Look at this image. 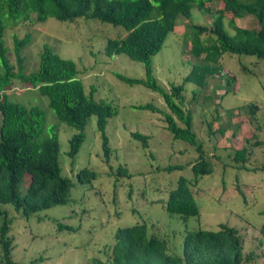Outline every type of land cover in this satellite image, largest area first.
<instances>
[{
    "label": "rangeland",
    "instance_id": "obj_1",
    "mask_svg": "<svg viewBox=\"0 0 264 264\" xmlns=\"http://www.w3.org/2000/svg\"><path fill=\"white\" fill-rule=\"evenodd\" d=\"M217 2L210 4L212 11H216ZM212 19L195 8L191 19L177 16L173 31L152 57L154 75L164 89L184 83L181 99L184 108L192 113V130L202 145L203 158L212 168L209 173L198 174L194 164L200 161V153L196 146L174 139L167 130L163 97L142 84L131 85L117 78L116 73L145 77L142 63L123 53L109 56L104 52L108 39L125 35L122 27L84 17L72 21L50 17L13 26L11 19L4 17V40L15 70L18 64L13 53L14 36L29 33L31 42L20 54L26 73L38 69L43 45L47 44L61 58L76 63L87 95L110 102L117 109L105 126L111 150L109 161L104 158L96 115L90 117L86 139L72 160L68 155L69 140L77 131L57 120L47 97L18 79L5 90L11 101L44 110L47 132L52 125H58L62 174L73 182L67 204L29 218L18 215L9 205H0L13 219L8 236L14 261L105 264L116 230L145 223L148 236L164 239L168 252L180 256L187 231L234 228L243 241L240 264H264V238L259 232L264 221V58L224 53L215 61L214 56L205 60L203 55H191L186 24L211 26ZM235 23L249 29L260 28L254 16L235 19ZM225 26L233 33L227 23ZM195 64H209L219 71L207 74L201 87L185 81ZM146 103L161 112L134 107ZM249 104L257 106L254 112ZM132 132L147 135V146L133 139ZM120 166L129 175L116 174ZM170 166L177 168L166 170ZM83 168L95 171L96 179L80 183L77 173ZM180 177L199 208L198 216L184 220L165 210L169 193L177 187ZM2 221L0 215V225ZM0 264H5L1 246Z\"/></svg>",
    "mask_w": 264,
    "mask_h": 264
},
{
    "label": "trees",
    "instance_id": "obj_2",
    "mask_svg": "<svg viewBox=\"0 0 264 264\" xmlns=\"http://www.w3.org/2000/svg\"><path fill=\"white\" fill-rule=\"evenodd\" d=\"M214 0H0V205H9L25 218L65 205L70 201L73 182L62 174L59 162L58 125L46 130V113L36 105L26 106L11 101L5 90L18 79L35 88L47 97L48 106L57 120L77 132L69 140V157L74 160L86 139L85 128L92 115L97 116V130L101 133L105 161H109L110 146L105 126L117 112L110 102L94 100L84 90L79 70L71 59L61 58L47 44L39 58L38 69L26 73L23 69L21 51L31 42V36H14L13 53L18 69L15 70L8 56L4 40V17L11 19L10 25L19 22H42L52 17L58 21H72L80 17L98 19L120 26L125 35L110 38L104 52L126 54L131 60L140 62L145 68L143 79L130 78L116 73L117 78L128 84H142L159 93L167 107L162 112L166 128L174 139H181L196 146L200 161L194 164L196 173L211 172V165L203 158L202 145L192 130V113L184 108L182 91L184 83L164 89L157 81L152 67V57L164 45L176 25L177 16L191 19V10L197 9L203 16H212L211 26L187 23L188 48L194 57L205 60L220 54H246L264 58V0H216V11L210 4ZM254 16L259 29L237 26L235 19ZM225 23L232 28L230 33ZM219 71L209 64L193 65L185 81H193L204 87L207 74ZM251 112L257 108L249 104ZM152 112H161L151 103L134 106ZM210 125L212 124L209 122ZM223 131L224 128L219 129ZM131 136L147 146L148 136L132 132ZM177 168L167 167L166 170ZM118 175H129L125 167H118ZM97 173L83 168L77 173L80 183L91 182ZM171 214L183 220L198 216L199 208L188 191L184 178L171 190L165 206ZM264 215V210L261 211ZM3 221L0 225V246L5 264H20L12 258V240L8 236L11 218L0 209ZM259 232L264 238V221ZM243 241L231 227L217 230H189L182 240V255L168 252L167 243L157 236L147 235L145 223H135L118 228L109 248L105 264H240L243 260ZM39 259L30 264H38Z\"/></svg>",
    "mask_w": 264,
    "mask_h": 264
}]
</instances>
